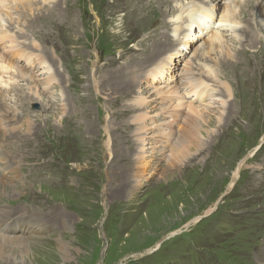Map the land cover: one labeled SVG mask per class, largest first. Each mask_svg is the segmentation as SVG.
I'll return each instance as SVG.
<instances>
[{
  "label": "rangeland",
  "instance_id": "374dc122",
  "mask_svg": "<svg viewBox=\"0 0 264 264\" xmlns=\"http://www.w3.org/2000/svg\"><path fill=\"white\" fill-rule=\"evenodd\" d=\"M145 1L140 11V0H0V89L15 87L19 98L6 96L5 107L0 91V143L11 149L3 152L1 145L11 170L7 174L0 161V185L7 189L0 192V212L44 221L32 234L18 233L27 235L29 249L12 248L0 264L264 260V119L247 129L249 120L236 109L232 116L242 128L226 132L224 110L227 101L237 98L238 107L244 96L238 100V89L248 84L240 77L243 66L251 68L250 81L259 87L262 77L263 84L264 58L260 77L252 52L264 51V32H254L255 48L239 32H226L225 47L207 55L203 47L217 32L223 5L211 16L208 34L200 32L185 48L186 33L174 32L172 18H184L192 3L208 7L207 0H172L174 9L169 0L168 6ZM252 6L244 7L245 21L264 8V0ZM238 51L248 58L231 75ZM1 64L11 67L7 74ZM14 69L23 77L12 78ZM205 72L215 91L198 101L192 94L181 98ZM229 87L230 98L224 94ZM195 103L205 112L193 123L202 128L197 138L206 145L178 158L171 146L189 131V106ZM27 127L34 136H26ZM211 175L219 181L217 190L207 189ZM5 223L12 232L27 225L18 217Z\"/></svg>",
  "mask_w": 264,
  "mask_h": 264
},
{
  "label": "bare ground",
  "instance_id": "6f19581e",
  "mask_svg": "<svg viewBox=\"0 0 264 264\" xmlns=\"http://www.w3.org/2000/svg\"><path fill=\"white\" fill-rule=\"evenodd\" d=\"M11 1L12 2H18L20 4H22L24 2H27V0H11ZM261 1L262 0H243V1H241V0H207L206 3H209V5L206 8L205 7H201L202 4L201 5L200 4L197 5L196 3H192L194 8H193V6L190 5V8L192 7L193 9L189 10L190 8H188L189 11H187V13H183V14H185L184 18H182L181 16H178L175 19H174V17L172 18L173 19L172 20L173 21V25H175V28H174L175 31L174 32L176 33L177 31H182V32L184 31L186 33V36L183 38V40L185 39V41L183 42V45H184L185 48L188 47V46H186V44L190 45L191 41L198 40V34L200 32H201V36H204V35L208 34V32H206V30H208L210 28V23L208 24V22H209L210 19H212L211 16L213 18L215 16H217V10L219 9V6L223 5L225 8L222 11V13L220 14L218 22L216 23L217 24L216 28H215L214 24H212V27H214L217 30V32L211 34L207 38V41H206V43H205V45L203 47V51L205 53H207V55H208L209 52H213L214 50H216L218 48H221V47L224 48L225 46H224L223 37L225 36L226 32L227 33H231V34H236V36L240 33V35H238V37H240V40L244 41V42H249L250 41V45L252 46V48H255V46H257V44H256V40L254 39V32L255 33H259V34L264 32V20L260 19V17H262V15L264 13V8H262V9L258 8L259 10L257 11V15H255V16H253V14H251V12H250L248 14V17H247V18H249V15H250V19L249 20L247 19V21H245L244 16H246V10H244V7H249V5L252 4L253 5L252 6V10H253L254 8H256L258 6L259 2H261ZM2 2H3V0H1V3ZM169 2L171 4V8H173L172 7L173 1L169 0ZM147 3L148 2L145 1V0H140V3L139 4L136 3V4L139 5V10L141 11V10H143L145 8ZM162 5L168 6L166 4V0L162 1ZM216 5H217V7L214 8V10H213V6H216ZM236 6L239 8L238 9L237 18L240 16V19H239L240 23H239V21L237 22L235 20V16H234V12H235V7ZM61 10H62V8H59V12H62ZM68 11H70V8L66 7V11L65 12H68ZM134 11H135V6H133V8L130 11V13L132 14ZM140 11H136V12H140ZM164 15H163V13H161V15H160L162 22H163L162 17H164ZM252 18H254V19H252ZM144 21L145 20H143L142 22H144ZM249 21H251L253 23L252 24L253 27L250 26L251 28L249 27V24H250ZM131 23H132V20H131ZM180 23L185 25L184 26L185 27L184 30H183V25L179 26ZM240 25L244 26V29L242 31L240 30V27H239ZM259 29H261L262 32L259 31ZM166 30H167V28H162L161 29V33L167 34ZM175 33H174V35H175ZM259 34H258V36H259ZM196 35H197V37H196ZM172 38H175V36H173ZM26 50L29 51L28 49H26ZM244 50H246V49L244 48ZM4 53H6V52H4ZM245 57H247V55L244 56V54L243 53L241 54V52H239V51L236 53V58L231 63L232 65H230L229 69H228V70H230L231 75L233 73V71H231L232 67L235 66V69H236V67L241 68L246 63V58ZM252 57H253V60H254L253 66L255 65V69H254L255 73L257 71L258 74H260V77H261L263 75L262 74L263 63H262L261 60H262V58H264V51L263 50H259V48H258L257 51H253L252 52ZM194 59L199 60L197 56H195ZM243 67L245 68L244 69L245 75L244 76L241 75L240 77L242 78V80L246 81V83H248V84L247 85L245 84V86L243 85V88L240 87L238 89L240 91V92L238 91V93H239L238 100L241 97V95L244 94V96H242L243 98L241 97L242 100L241 101L239 100L240 103H237V104H239L240 108H239V106L235 107V103L237 102L236 101V99H237L236 97H235L236 99H233L231 102L227 101L226 104H224V106H225L224 110L226 112L225 118L229 117V122H228V124L225 127V131L226 132L228 131V128L231 129L235 125H236L235 127L238 128V129H236V131H239L242 128V126L239 125V122H237L239 117L232 116L233 114L236 113V111L238 109L240 110V112H239L240 113V117L245 118L246 121L249 120V122H247V123H250V124L247 127V129L250 128L251 126H253L252 121H258V120L264 119V82L262 84V81H261L262 77L260 78V81H259V82H261V84L258 87V86H256V82L254 80L250 81V79H252L250 77V75H248L249 69H251L250 66H248V67L243 66ZM1 69H4V70H2L3 74H7L6 72L9 71L11 69V67H7L6 68L3 64H1ZM159 71H160L159 74L162 75V73L164 71L163 67ZM33 73H34V71L32 72V74ZM207 73L209 74V72H207ZM207 73H206L205 76H200V74H199V76L196 79H194V80L192 78L191 80L194 81V84L192 82H189V84L186 87V89H184V94L181 96V98H185L187 95L192 94V96L194 98L192 101H195V100L198 101V100H200V98H202V96H201L202 94L205 93L208 96L209 92L215 91L213 88H210L211 86L209 87L207 85V83L205 82V80H207L208 77H210V76L207 75ZM32 74H29V77H27L26 81H28V80H30V78H32ZM187 74L191 75L192 73L189 72ZM10 75L12 76V78L15 77L17 79H19V76L23 77L21 74H19L17 72V69H14L13 72L10 71ZM204 78H205V80H204ZM236 80H237V78H236ZM244 81H242V82H244ZM187 82H188V80H187ZM0 87H1V85H0ZM230 87H232V85H230ZM230 87L226 88L224 94H226V93H230L231 94V92H229V91L232 88H230ZM14 88L15 87H11L10 90L8 89L9 91L0 89V91L2 93V100L4 102L5 107H6V104H5L6 96H9L11 94L12 96H14L17 99H19L18 96L17 95L15 96V94L13 93ZM226 96L228 98H230L228 94H226ZM220 103H221V101H220ZM222 103H224V102H222ZM196 105L197 104L195 103V105L189 106V111L192 113L191 117H189V119H190L189 120V127H190L189 131L187 132L186 135L183 136V138H180V140L178 142H176V144H173L171 146V150L170 151L172 153H174V155L176 157H178V158H182V157L184 158L186 156V153L189 152V150H193V152H201V151H203L200 148L204 144H201V142L197 138V135L201 133V129L202 128L200 126H198V125H195L193 122L196 120L195 118H198V117L199 118H203V113H205V112H204L203 109H198L199 106H196ZM243 118H240V119H243ZM17 119H19L18 116L14 120L18 121ZM1 121L9 122L8 119H2ZM9 123H11V122H9ZM1 127H2V124L0 122V131H3V129ZM225 131L222 132L223 135L227 134V133H225ZM26 132H27L26 136H28V137L35 135V134H33V132L31 131V129L29 127H27ZM27 140H28V138H27ZM215 140H217V137L211 139L210 143L211 144L214 143ZM1 145H2V151L3 152H9V151H11V149L8 148L9 146H7L6 144L0 143V161L2 162L1 164L6 168L7 174H9V171L11 170V166L9 165V163L6 166L4 164V163H6V159H5V156L3 155L2 151H1ZM205 145H204V147H205ZM222 164H224V163H222ZM210 177H209L210 180L207 182V184H208L207 189H211V187L214 186L213 189L217 190L219 181L216 184L214 182L215 178L213 177V175H211ZM1 190H7V189L5 188L4 185H0V192H1ZM0 216H1L0 219L4 218L3 217L4 213L0 212ZM15 217H18L19 219H21L27 225L23 226L21 228L18 227L15 230V232H12L11 230H7L8 228L5 227L6 226L5 222L8 219H12V218H15ZM33 218L38 219V221L35 222L28 214H26L25 212H21V214H17L15 216L4 218L5 220H1V222H0V224H1V226H0V257H3V255H5V254H8L12 250V248L14 250H16L18 248L20 251H25V250L29 249L30 243L28 242L29 239L27 240V238H26L27 235L25 234L26 237L22 238V237H18L17 234L21 233V231H24V230H28V231H30V234H32L33 230H30L31 228H35V227L42 228L41 226L44 223L43 219L41 217L35 215V214L33 215ZM34 223H37V224L35 225ZM30 225L31 226L33 225V226L31 227ZM39 237H41V236H39ZM56 243H57L56 249L61 250L62 249V243L58 242L57 240H56ZM41 245H43V244H41ZM5 246H10V247H7L8 248L7 251L4 250ZM260 263L264 264V260L261 261ZM256 264H258V261H257Z\"/></svg>",
  "mask_w": 264,
  "mask_h": 264
}]
</instances>
